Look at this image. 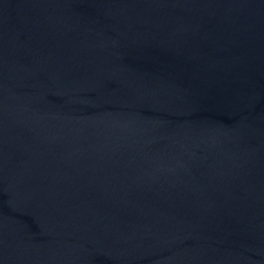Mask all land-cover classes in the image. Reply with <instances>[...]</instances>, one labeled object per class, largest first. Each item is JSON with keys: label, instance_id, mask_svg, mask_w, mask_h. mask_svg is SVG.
<instances>
[{"label": "water", "instance_id": "95a60500", "mask_svg": "<svg viewBox=\"0 0 264 264\" xmlns=\"http://www.w3.org/2000/svg\"><path fill=\"white\" fill-rule=\"evenodd\" d=\"M0 264H264V0H0Z\"/></svg>", "mask_w": 264, "mask_h": 264}]
</instances>
